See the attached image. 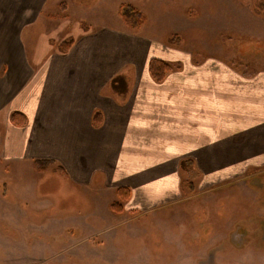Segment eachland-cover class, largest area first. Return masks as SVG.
I'll return each mask as SVG.
<instances>
[{
  "label": "crops",
  "instance_id": "1",
  "mask_svg": "<svg viewBox=\"0 0 264 264\" xmlns=\"http://www.w3.org/2000/svg\"><path fill=\"white\" fill-rule=\"evenodd\" d=\"M52 5L60 12L48 13ZM93 7L0 0V166L18 169L0 172V184L53 166L82 195L97 197L91 218L127 189L123 213L112 214L118 221L174 209L188 199L185 179L196 174L202 193L264 169V70L249 75L210 55L195 59L147 20L134 32L120 15L117 25L94 26L83 17ZM71 30L73 39L63 41ZM40 32L52 35L53 46L40 42ZM152 60L177 68L157 83ZM13 113L25 124L12 123ZM89 216L70 217L83 226Z\"/></svg>",
  "mask_w": 264,
  "mask_h": 264
},
{
  "label": "rangeland",
  "instance_id": "2",
  "mask_svg": "<svg viewBox=\"0 0 264 264\" xmlns=\"http://www.w3.org/2000/svg\"><path fill=\"white\" fill-rule=\"evenodd\" d=\"M82 1L94 6L85 10L88 16L74 10L72 15H82L94 26L117 25L120 6L133 5L149 27L170 34L165 37L167 44L184 45L195 59L210 55L249 75L264 70V15L254 14L255 4L264 0H73ZM47 11L60 12H54L53 5ZM64 36L63 41H71L73 30ZM42 40H50L53 46L51 34L41 33ZM17 171L0 166V172L9 176ZM33 171L24 169L31 176L7 180L6 187L0 184V264H156L161 257L171 261L189 253L203 257L213 241L233 233L244 235L246 241L236 247L232 238L223 241L228 252L240 256L243 264H264L259 246L251 249L260 239L257 216L264 198L258 186L264 184V169L202 193L196 191L201 182L196 174L191 181L185 179L188 199L174 209L126 214L118 221L102 206L99 216L91 218L97 197L82 195L53 166L37 177ZM77 212L91 214L90 220L83 226L72 221L70 216ZM87 224L92 228L89 234ZM93 229L108 234L97 237Z\"/></svg>",
  "mask_w": 264,
  "mask_h": 264
},
{
  "label": "trees",
  "instance_id": "3",
  "mask_svg": "<svg viewBox=\"0 0 264 264\" xmlns=\"http://www.w3.org/2000/svg\"><path fill=\"white\" fill-rule=\"evenodd\" d=\"M261 10H263V12H261ZM254 14L258 16L264 15V3L259 2L255 4ZM119 15L124 26L131 32L139 30L146 22L145 16L131 5H121L119 8ZM70 46L71 43L64 42L61 44V49L66 51ZM175 68L177 67H172L169 64L158 60H152L149 63L150 76L157 83L163 82L167 75L170 74ZM11 122L18 126H22L25 124V117L19 113H13L11 115ZM42 165L44 166V164H36L35 170L38 172L44 170L41 167ZM117 197L118 202L112 203L110 208L115 215H120L123 213V206L129 200V191L127 189H119L117 191Z\"/></svg>",
  "mask_w": 264,
  "mask_h": 264
},
{
  "label": "flooded vegetation",
  "instance_id": "4",
  "mask_svg": "<svg viewBox=\"0 0 264 264\" xmlns=\"http://www.w3.org/2000/svg\"><path fill=\"white\" fill-rule=\"evenodd\" d=\"M258 189L261 192V195L264 198V184L261 183L258 186ZM194 196V195H193ZM258 233H259V240L258 244L254 245L251 244V249L255 248V246H259V250L264 252V203L260 206V209H258ZM238 231V230H237ZM232 238V239H231ZM223 239V240H222ZM220 241L215 242L214 244L211 243L210 247L207 252H205L203 257L196 258L197 256L194 253H189L185 257H180L176 259L177 261H171L169 258L165 259L163 257L159 258L161 262H158L156 264H186V261H189V264H234V260L237 259L239 262L238 264H243L240 262V256L238 257L235 254H231L228 252V247L224 244H222L223 241H227L228 239H231V244L236 247V245H241L246 241V238L244 235H239L238 233H233L230 237V235L224 236ZM213 244V245H212ZM233 255V256H232ZM188 257V258H186ZM169 259V260H168ZM148 260V259H147ZM185 261V263H183ZM236 261V262H237ZM235 262V263H236Z\"/></svg>",
  "mask_w": 264,
  "mask_h": 264
}]
</instances>
